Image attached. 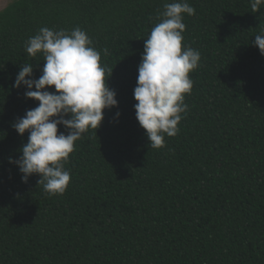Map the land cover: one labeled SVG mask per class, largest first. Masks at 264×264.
Returning <instances> with one entry per match:
<instances>
[{"label":"trees","instance_id":"trees-1","mask_svg":"<svg viewBox=\"0 0 264 264\" xmlns=\"http://www.w3.org/2000/svg\"><path fill=\"white\" fill-rule=\"evenodd\" d=\"M173 2L14 0L0 11V264H264V55L253 43L264 0H187L183 44L201 60L178 134L153 149L133 92L144 40ZM42 27L85 30L118 101L75 142L62 195L9 162L28 141L12 125L38 106L13 85L22 65L42 74L43 54L25 50Z\"/></svg>","mask_w":264,"mask_h":264},{"label":"clouds","instance_id":"clouds-1","mask_svg":"<svg viewBox=\"0 0 264 264\" xmlns=\"http://www.w3.org/2000/svg\"><path fill=\"white\" fill-rule=\"evenodd\" d=\"M250 3L253 10H258L261 0ZM194 14L187 0L165 3L163 19L144 40L133 92L134 110L153 149L165 146V135L178 134L181 114L187 111L185 95L193 87L189 73L199 66L201 54L183 44V19ZM253 43L264 55V33L255 35ZM25 50L32 57L42 53L44 66L38 79L33 78L32 64L20 66L16 76L13 87L23 86L24 97L38 102V106L12 125L20 136L28 133V141L19 150V159L9 162L18 167L22 182L27 183L36 174L45 192L62 195L71 180L64 163L74 151L75 142L90 129L96 133L104 111L118 107L116 93L107 83L113 68L101 65L100 52L80 27L70 33L42 27L26 41ZM104 54H108L107 49ZM52 88L54 92L48 90ZM60 125L68 130L67 135L58 131Z\"/></svg>","mask_w":264,"mask_h":264},{"label":"rangeland","instance_id":"rangeland-1","mask_svg":"<svg viewBox=\"0 0 264 264\" xmlns=\"http://www.w3.org/2000/svg\"><path fill=\"white\" fill-rule=\"evenodd\" d=\"M14 0H0V11H2L6 6L12 3Z\"/></svg>","mask_w":264,"mask_h":264}]
</instances>
